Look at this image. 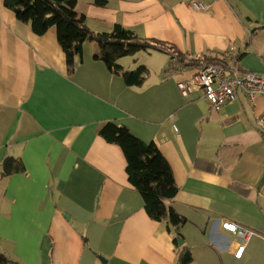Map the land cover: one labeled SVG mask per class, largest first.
Returning a JSON list of instances; mask_svg holds the SVG:
<instances>
[{"label":"crops","instance_id":"crops-1","mask_svg":"<svg viewBox=\"0 0 264 264\" xmlns=\"http://www.w3.org/2000/svg\"><path fill=\"white\" fill-rule=\"evenodd\" d=\"M75 0L94 32L116 23L175 45L126 54L112 72L87 39L71 69L50 26L32 31L0 0V252L17 264H176L177 237L194 264H239L229 220L264 235V95L241 91L219 111L177 80L203 57L238 51L230 64L264 73V0ZM144 65L137 85L123 72ZM169 64L175 71L163 75ZM229 65V64H228ZM184 70H181L182 68ZM112 122L152 142L177 191L166 204L180 227L149 217L126 160L99 129ZM22 166V168H21ZM179 228V234L175 230ZM178 243V240L176 241ZM182 243H178L181 245ZM249 264H264L259 250Z\"/></svg>","mask_w":264,"mask_h":264},{"label":"trees","instance_id":"trees-1","mask_svg":"<svg viewBox=\"0 0 264 264\" xmlns=\"http://www.w3.org/2000/svg\"><path fill=\"white\" fill-rule=\"evenodd\" d=\"M5 5L14 12L18 20L29 22L36 34H43L50 26H54L57 42L69 69L72 68L75 57H80L82 44L87 39L101 41L99 57L112 72L121 70L117 61L119 57L149 48L163 49L181 57L175 45L140 37L120 23H116L110 33L92 31L82 17L77 15L75 0H5ZM203 60L207 63H219L216 55H206ZM146 73L147 68L140 64L132 70L124 71L123 77L127 84L137 85L142 82ZM99 133L122 149L128 180L141 195L149 217L180 227L184 218L166 204V200L172 198L177 191L173 172L156 145L142 141L125 127L112 122L103 124ZM175 234H179V228L175 230ZM174 240L180 248L176 264H194L189 247L184 243L178 245L177 240ZM0 264L17 263L0 252Z\"/></svg>","mask_w":264,"mask_h":264},{"label":"built area","instance_id":"built-area-1","mask_svg":"<svg viewBox=\"0 0 264 264\" xmlns=\"http://www.w3.org/2000/svg\"><path fill=\"white\" fill-rule=\"evenodd\" d=\"M188 5L193 10H209V5L201 0H189ZM174 56L176 57L173 54ZM238 56V51L229 47L222 53L220 63L198 62L196 71L192 75L177 80L179 90L185 97L202 95L212 111H219L226 102L236 97L238 91L250 100L257 95H264V73L232 66L229 61L236 60ZM184 69L183 67L181 70ZM174 71V64H169L163 75L169 77ZM259 120L264 126V114ZM221 225L238 237L233 256L239 264H249L259 250L264 252L263 234L229 220L223 221Z\"/></svg>","mask_w":264,"mask_h":264},{"label":"water","instance_id":"water-1","mask_svg":"<svg viewBox=\"0 0 264 264\" xmlns=\"http://www.w3.org/2000/svg\"><path fill=\"white\" fill-rule=\"evenodd\" d=\"M178 243H182L183 239L181 237H177Z\"/></svg>","mask_w":264,"mask_h":264},{"label":"rangeland","instance_id":"rangeland-1","mask_svg":"<svg viewBox=\"0 0 264 264\" xmlns=\"http://www.w3.org/2000/svg\"><path fill=\"white\" fill-rule=\"evenodd\" d=\"M134 53H136V52H134ZM133 54V53H132Z\"/></svg>","mask_w":264,"mask_h":264}]
</instances>
